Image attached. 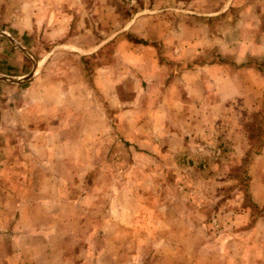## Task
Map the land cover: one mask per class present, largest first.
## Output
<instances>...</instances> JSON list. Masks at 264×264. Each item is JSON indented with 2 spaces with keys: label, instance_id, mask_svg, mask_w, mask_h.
<instances>
[{
  "label": "rangeland",
  "instance_id": "374dc122",
  "mask_svg": "<svg viewBox=\"0 0 264 264\" xmlns=\"http://www.w3.org/2000/svg\"><path fill=\"white\" fill-rule=\"evenodd\" d=\"M260 1L0 0V77H29L0 80V235L17 264H264V94L199 129L171 115L178 137L148 128L139 146L131 107L108 101V71L124 99L140 85L124 44L148 47L146 73L206 37L227 49L188 58L247 65L250 35L229 28L260 27Z\"/></svg>",
  "mask_w": 264,
  "mask_h": 264
},
{
  "label": "crops",
  "instance_id": "0c3cea01",
  "mask_svg": "<svg viewBox=\"0 0 264 264\" xmlns=\"http://www.w3.org/2000/svg\"><path fill=\"white\" fill-rule=\"evenodd\" d=\"M102 1L90 0L93 3ZM77 2L81 3L82 0H77ZM254 18L259 19L260 27H257L256 24L254 26L248 24V28L243 29L240 22H238L229 28L230 34H236L239 37L242 34L250 35L247 47L252 59L248 61L247 65L243 66L234 64L235 60L233 58L221 60L217 57L215 60L210 61L203 58L199 61H193L188 58L191 52L197 49H200L198 51L200 55L205 50L210 51L219 48L224 51L227 49L223 46L218 47V45H221L220 40L206 37L197 40L195 43L185 41L172 45L170 50H173L174 54L177 52L184 55L183 62L179 61L182 65L178 66L176 70L166 69L164 65L162 66L155 60L146 73L144 67L146 65L145 55L148 47L139 44L122 45V47H127L125 52L129 51V53L124 52L122 60L128 59L139 64L138 68L140 70H137L135 76L140 85H137L134 92L124 99L119 88L113 86L112 79L109 77L110 72L108 71V94L110 95L111 91L113 93L117 92V94L114 93V96L110 95L112 98L108 95V101L113 104L116 101L117 105L120 104L122 108L131 107L130 113L136 118L129 128H125L129 131V142L136 146L143 144L144 131L148 128L159 132L161 139L164 137L163 135L178 137L179 134L170 126L171 115H183L185 113L194 115L190 119L197 123V129H199L201 116H207L206 119L208 121H210L209 118L212 121L221 119L223 123L228 118L225 116L239 115L241 109L250 108L257 104L264 94V60L257 61L258 57L264 55V0L259 2V7L254 11ZM260 35L262 36L260 37ZM231 49L233 48L231 47ZM135 52L137 53L136 55H134ZM152 70L153 73L151 74ZM146 76L147 79L153 76L156 81L157 86L152 90L151 94H146L142 90V83L146 81ZM150 95L153 97L151 98ZM126 109L128 108H125L123 112ZM146 116L148 117L147 120ZM164 120L170 123L167 129H164ZM146 122L150 124L149 127L146 126ZM165 130L167 132H164ZM255 201L260 204L263 203L262 198H255ZM21 209H23L22 204ZM6 231L8 233L6 232L2 237L8 236L9 238H1L0 235V264H17L18 253L16 246L18 238L14 236L11 238V229ZM79 255L80 252L78 253ZM63 256L61 253L56 254L58 264L64 260Z\"/></svg>",
  "mask_w": 264,
  "mask_h": 264
},
{
  "label": "water",
  "instance_id": "95a60500",
  "mask_svg": "<svg viewBox=\"0 0 264 264\" xmlns=\"http://www.w3.org/2000/svg\"><path fill=\"white\" fill-rule=\"evenodd\" d=\"M2 35V33H0ZM32 74H30L31 76ZM29 77H26V78H23V79H18V80H14V79H11V78H5V77H0V80L1 81H7V82H11V83H21L25 80H27Z\"/></svg>",
  "mask_w": 264,
  "mask_h": 264
}]
</instances>
